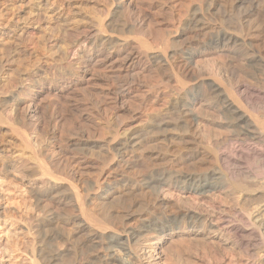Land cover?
<instances>
[{
    "label": "bare ground",
    "instance_id": "6f19581e",
    "mask_svg": "<svg viewBox=\"0 0 264 264\" xmlns=\"http://www.w3.org/2000/svg\"><path fill=\"white\" fill-rule=\"evenodd\" d=\"M23 1L19 5L17 0L0 3V79L11 72L10 79L0 83V153L5 149L13 152L6 146V138L12 137L27 150L35 171L47 178L52 190L58 184L72 193L67 201L54 200L50 192L32 194L35 203L42 204V217L30 228L34 231V260L38 264H160L164 258L161 240L177 238L178 242L196 243L198 237L205 242L239 237L245 244L256 238L264 253V204L253 213L242 208L246 213L242 220L221 221L192 205L188 198L183 197V205V198L177 199L179 202L159 198L169 189L178 194L210 196L225 188L226 175L236 178L232 170L244 157L253 156L255 176L244 184H238L239 177L234 179L238 185L234 191L244 203L254 202L256 196L264 202V119L249 114L264 110V95L243 94L234 85L226 88L222 71L226 48L237 42L231 19L236 12L252 13L254 22L264 27V0L247 1L246 7L228 6V1L224 6L222 0H208L205 5L197 0H179L177 6L172 5L177 11L173 9L163 22L140 3L149 7L153 0H101L97 12L75 11L70 0H46L54 6L47 27L39 22V0ZM33 25H38L33 35L25 36L24 31ZM74 44L79 52L70 60L67 53ZM30 46L32 51L27 53ZM38 60H43V66ZM252 63L259 67L264 81V60L250 58L244 65L250 67ZM201 64L211 73L202 74L206 70L200 71ZM86 84L105 90L91 94L83 88ZM163 94L173 97L172 104H167L163 115L150 114L148 110L161 102ZM64 96L72 104H65ZM48 98L55 107L45 129L39 106ZM257 100L262 101V106L258 102L261 107ZM62 101L67 105L63 111L66 118L58 109ZM5 106L11 107L10 118L4 114ZM210 110L218 130L223 128L235 140L242 139L241 145L235 141L238 148L222 147L218 142L222 138L215 135L219 144L210 151L190 152L201 115ZM81 113L87 114L83 118L88 124L73 132L72 125L84 122L80 121ZM141 119L145 120L141 127H131ZM99 125L106 129L105 134L98 132ZM58 129L64 130L62 134L72 143L60 139L65 135L58 138ZM35 133L40 140L38 150L30 139ZM155 141L168 149L175 143L179 148L170 149L169 155L151 149L145 152L144 147ZM77 146H88L90 153L105 151L90 183L73 167L78 159L85 158ZM61 153L69 156L63 168L57 169L54 158ZM130 170L143 174L125 175ZM80 184L86 187L84 195L78 193ZM148 190L157 193L155 202H146ZM46 199L50 202H44Z\"/></svg>",
    "mask_w": 264,
    "mask_h": 264
},
{
    "label": "rangeland",
    "instance_id": "374dc122",
    "mask_svg": "<svg viewBox=\"0 0 264 264\" xmlns=\"http://www.w3.org/2000/svg\"><path fill=\"white\" fill-rule=\"evenodd\" d=\"M2 1H4V0H0V3ZM17 1H19V2H17V5H19L21 0H17ZM26 1L27 0H24L23 2L25 3ZM70 1L72 2V6H74L73 9L74 10L76 9L75 11L80 10V12H89V11L97 12L101 9V0H70ZM153 1H151L152 4H149V7L145 3H142V2H140V3L142 4L143 9H146V10L148 9V10H150V12L152 10V13L156 12L157 16H159V17H157V19H158V21H161V22H163L167 19V17L171 14L173 9H174V12L177 11V9L174 8L175 6L173 7L172 5H176V2H177V4H178V2H180L179 0H167V1L166 0H160L161 2L155 1V0H153ZM197 1L200 2L202 5H205L208 0H197ZM226 1H228V3ZM229 1H230V3L232 2L233 4L232 3L229 4ZM247 1L250 2V0H243V1L242 0H225V1L222 0L224 6H227V5L228 6L244 5L245 7L248 4ZM185 2H187V1H185ZM225 2L227 5L225 4ZM38 3H39L38 4L39 5L38 6L39 19H41V20H39V22H41L40 25L42 27H47V20H48L47 17L51 15L49 11L52 10L54 8V6H50V4H46V0H39ZM143 4H144V6H143ZM166 4L168 6H165ZM158 5H160V6H158ZM161 5H162V7H161ZM184 5H185V7H188V2L184 3ZM180 9L181 8H179L178 10H180ZM46 10L48 11L47 14L44 13ZM181 11L182 10H180V13H181ZM36 14H37V12H36ZM177 14H178V12L175 13L176 19H177ZM239 14H242L241 15L242 17ZM233 19H235V20H233ZM233 19H231L232 20L231 25H232V28H234V31L236 30V33L234 32V35L237 38V42H236V45L234 44L235 46L232 45L234 47L226 48V51H225L226 54H224V55H227V57L224 56L225 57L224 62H223L224 67L222 70V71H224L223 72V76H224L223 83L225 84L224 86L228 89H229V86H230V88L233 85L239 86L240 93L244 94V93L248 92L249 94H253V95H258V93H259L260 94L259 96H262V95H264V81L262 80V78L259 75V67L255 66L253 63H252V66L249 67V66L244 65V63H245L246 59H250V58H256V59L260 58V59L264 60V27L261 28L260 25H258L256 22H254L255 19H254V15L252 16V13L248 14V13H243V12H241V13L236 12V16ZM234 21H236V22H234ZM250 22H251V24H250ZM51 23H53V21ZM236 24H237V26H236ZM255 24H257V25H255ZM37 26L38 25H33L31 27H28L24 31V35L25 36L33 35V33L35 32V29H37ZM247 28L249 29V31L247 30ZM80 38H82V36H80ZM237 46H239V47H237ZM77 47L78 46H75V44H74L73 47L68 50V53H67L68 59H70V60L76 59V57H77L76 54L79 52V48H77ZM238 50H240V51H238ZM31 51H32V47L30 46L27 49V53H31ZM90 52L92 53V49L90 50ZM40 57L41 56L36 57L34 59H37V58L39 59ZM42 61L43 60H40V62H39V60H38L39 64H41L43 66ZM234 63H236V64H234ZM201 66H202V64H201ZM201 66L199 68L200 71L206 70V71H204L205 73L202 72V74H206L208 72L207 69L204 67V65L202 67ZM210 73H207V75ZM10 75H11V72H8V74H5L0 79V83H4V82L8 81L10 79ZM86 86L84 85L83 88H85L87 90V92L89 90V93H91V94L96 93V91L98 93L100 90H105L102 87H97V86L95 87V86H92L91 84H86ZM64 98H67V97L64 96ZM65 100H66L65 104L69 105L70 101L72 104V100L70 98L64 99V101ZM163 100H164V102H162ZM67 101H69V102H67ZM172 101H173V97L166 95V94H163V95H161V102H158L157 105L152 104V106L150 107V110H148V112L150 114H154V115L155 114L163 115L166 112L167 104L168 105L170 103L172 104ZM255 102L256 103L259 102L261 104V106L263 104L262 101L257 100ZM61 103H63V105H61ZM61 103H60V106H62V108L58 107V109L60 110L62 117H64L65 115H67L65 112H63L64 106H67V105H64L63 101ZM259 103L257 104L258 106H260ZM206 104H207V102L204 103V106L208 105V104L207 105ZM40 105H42V106H39L40 115L44 119V120L43 119L42 120L46 122V123L44 122L45 123L44 126L46 129V127H47L46 124H48L47 120L50 116L49 114L52 113V111H53L52 109L55 107V102L53 101V99L48 98L46 100H42V103H40ZM4 108H5L4 114L6 115V117L7 118L9 116L11 117V107L5 106ZM153 108H155V109H153ZM61 109H63V110H61ZM156 109H158V110H156ZM256 110L257 111H254L255 114H253L251 112L249 114H252V115L258 117V119H264L263 118L264 117V110H262V108H259ZM81 114L82 115H81L80 121H84V122L78 121V122H76V124L72 125V127H73L72 131L73 132L74 131L79 132L82 125L84 126V125L88 124L87 118H83V117H86L87 114L86 113H81ZM212 114H213V116H212ZM214 115L215 114H214L213 110H210V112L205 111L201 115L202 119H200V121H199V122H201L199 124V127H198L199 131L195 133V135H194L195 137L193 136L194 142L191 145L189 144V147H188V149H190V152H194L195 150L199 151V152H201V151L208 152V150L210 148H212L213 145H216V143H218V142H220L222 147L224 146V148H226L229 145L226 149H229L230 146H233V147L235 146L236 148H238L239 145H241L243 143L242 139H236L235 140L234 138L230 137L229 134L223 128L218 130V128H216L213 125L215 123V121L213 119ZM64 118H66V117H64ZM144 121H145L144 119L137 120L136 122H134L131 125V127H141V125L144 124ZM221 122L226 123L225 120H222ZM133 125H135V126H133ZM212 125H213V127H212ZM68 127H70V126H68ZM100 127L103 129V126L99 125V128H97L98 132L100 134H105L106 129L104 128V130H101ZM74 128H75V130H74ZM59 130L60 129H58V133H59L58 138L60 136L63 137L65 135V134H62V133H65L64 130H62V129H61L62 131L61 130L59 131ZM216 131L217 132L219 131L218 132L219 134H217ZM215 135H219L220 138H222V139H220L218 142H216L214 140ZM36 136H37V134L35 133L31 136L30 139H31V143H32V146L34 147V149L38 150V144H39L38 142L40 140H38ZM100 136L104 137L105 135L104 136L100 135ZM60 139L63 142L70 140L67 138V135H65L64 138H60ZM230 139H231V141H229ZM6 141L8 142V145L6 144V146H9L10 148H12L13 152H10L9 149H5L0 153V167H1L0 168V264H38L39 262L37 263V261L34 260V258L31 256V249H32L35 242H34V231L30 228L33 227L37 223V221L42 217V212H41L42 211V204L41 203L38 204V202L35 203L36 201L33 198L32 194L35 193L36 191L41 192V193L45 191V192H50V193H48L50 195L49 197L53 196L54 200L64 199L67 201L68 197L71 196L72 193H71V190H68L66 188L60 189L59 188L60 185H58V184L56 185L57 187H55L57 189L52 190L51 185L48 183L47 178L45 176H41L40 173H38V171H35L34 168H36V165L34 164V162L32 160H29V155H28L27 150H24L22 148V146L19 145V143L17 141H14V139H12V137L6 138ZM235 141L238 144L240 142V144L238 145ZM69 142L72 143L71 141H69ZM158 142L155 141V142H152L151 144L149 143L146 146V147L149 146V148L147 150H146V147H144L145 152H147L148 150L150 151V149H151L152 152H156V153H159V152L164 153L165 152L169 155V153H172L171 150L174 151V148H175V150L179 148L178 147L179 145H177L176 143L175 144L177 146L175 144H172V147L174 145V148L168 149V147H166V144H164V143L162 144V142H159V143ZM70 143H69V146H72V145H70ZM228 143H230V144H228ZM71 148H73V147H71ZM71 148L69 147V149H71ZM76 148H78V146ZM79 148H81V146H79ZM79 148L76 150H79ZM88 148H89L88 146L81 148V150L79 152H83L82 156H84L85 158L78 159L74 163L76 165L73 164V167H75L77 169V171H79V173L82 175V179L84 178L83 180H86V181H88V183H90L96 177V175L98 173L97 166H98L101 158L103 157V155L105 156V154H104L105 151L103 150V151L99 152L100 153V155H99V153H90V151L87 152L89 150ZM204 148H205V150H204ZM207 148H208V150H206ZM62 154L63 153H61V155H56L54 158V162H55L54 167H57V169L63 168V166L67 160L66 158H68V156H69L68 154L65 156ZM97 158H99V159H97ZM244 158L240 161L241 163L238 164L237 166H235L234 170H232V171H234V173H233L234 175L233 174L232 175L235 176L236 178H231L230 176H229L230 177L229 178L227 175L225 176L226 178H228L227 180L225 179V188L226 189L225 188L223 189L225 192L223 190H220L221 192L217 191L218 193L214 192L210 196L207 195L204 197V196H199V195H194V194H184L183 192H180V194H178L177 191H175L173 189H169L167 191H163L162 194H160L159 198L160 199H161V197L165 198V199L169 200L170 202H176V201H178L177 199L183 198V197L188 198L189 201L192 202L191 203L192 205H194L196 207L199 206V209L204 210L209 215L214 216L216 219H220L221 221L231 220L233 218L235 220H237V219L242 220L243 218L246 217V215H245L246 213L244 212L245 210L251 209L250 211H252V213H253V212H255L254 210H256L257 208H259L261 205L264 204V202H262L263 198H261V196H256L257 198L254 197L255 199H257V200H254V202H250V203L245 202L244 203L243 199L238 196L236 191H234V190H236L234 188H238L237 182H238V184H240L239 182L244 184L246 181H250L255 176L254 173H255L256 169H254V167L256 166V164H255L256 161L254 160V157L252 156L251 158H249V157H244ZM246 161L247 162L249 161V162L246 163ZM90 162H94L95 165L90 166L89 165ZM250 162H252V164ZM140 163L138 164V167L142 169V166H141L142 163L141 164ZM1 164L5 165V170L2 169ZM248 165H249V167H248ZM138 167L136 166L135 168L139 169ZM137 169H135V171ZM141 169L139 171H142ZM175 169H180V167H177ZM181 169H183V168H181ZM253 171H254V173H253ZM28 172H30V173L28 175H26ZM31 173H33V174L30 176ZM131 173H132V171L130 170V171L126 172L125 175H127V176L131 175V177H132V175L134 174L133 177H138L139 174L140 175L143 174L142 172L139 174H136V173L131 174ZM237 175H239V176H237ZM28 176H30V177H28ZM76 179L78 180V179H80V177L77 176ZM234 179L235 180L237 179V182ZM239 180H241V181H239ZM230 181H232V182H230ZM231 185L234 187H232ZM85 188L86 187H84L82 184L78 185V187H77L78 193L84 195ZM148 191H150V190H148ZM136 197H138V196H136ZM156 197H157V193L155 191H150L146 194V202H155L154 199L156 200ZM138 198H137V200L139 201L140 197H138ZM184 198L182 201L180 200V202H182V205H183V202H185ZM49 200L50 199H48V200L46 199V201H44V202H50ZM72 200H73V198H72ZM259 201H261V202H259ZM179 205L182 206L181 204H179ZM242 208L244 209V211ZM114 209H117V208L115 207ZM172 210L173 209L171 208L170 211H172ZM243 215H244V217H243ZM254 215H255V213L253 214V216ZM134 221H136V220H133L132 223H135ZM198 239H197L198 242H196V243H194L192 241L191 242L186 241V240H179L180 242H178L177 238L176 239L175 238H173V239L168 238L165 240L164 239L161 240L159 245L163 244L162 248L164 251V255H163L164 258L161 259L160 264H253V263L254 264H264V258H263L264 253H262L263 252V246L259 243V240L256 238H250V240H248V241H250L248 244L240 243L239 237H233L232 239L230 238L229 240H224L223 238H222L223 240L222 239H220V240L219 239L218 240L212 239L210 241L206 240L208 242L201 240L200 237H198ZM191 244H192V247H191ZM145 246H147V245H145ZM116 255L119 257H122V255L119 252H116Z\"/></svg>",
    "mask_w": 264,
    "mask_h": 264
}]
</instances>
